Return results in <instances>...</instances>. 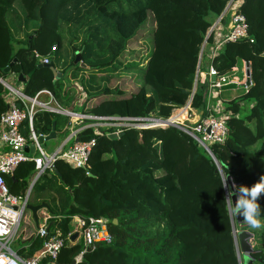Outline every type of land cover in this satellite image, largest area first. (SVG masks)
I'll return each mask as SVG.
<instances>
[{
	"label": "trees",
	"instance_id": "1",
	"mask_svg": "<svg viewBox=\"0 0 264 264\" xmlns=\"http://www.w3.org/2000/svg\"><path fill=\"white\" fill-rule=\"evenodd\" d=\"M228 1L0 0V78L13 75L26 97L48 90L59 106L74 112L81 108L90 116L167 119L190 98L201 45ZM240 12L248 37L224 44L212 62L219 74L241 61L251 69L247 91L220 109L227 115L223 143L209 145L208 153L174 127L124 130L116 139L88 128L74 139L95 141L88 168L58 160L57 174L34 183L30 202L49 205L48 238L58 235L64 243L56 264H71L83 250L80 239L70 241L74 218H102L112 237L109 244L87 250L76 264H264V192L257 200L262 226L256 231L236 221L226 197V189L251 187L264 176V0H242ZM150 17L152 49L142 85L128 97L104 99L84 110L74 99L70 80H77L86 100L113 93L121 97V91L108 88L107 79L97 75L119 68L127 44ZM69 47L74 54L81 52L84 68L74 64ZM44 58L47 66L41 63ZM5 93L0 85V118L8 108ZM205 94V86H198L190 107L204 113ZM18 107L23 108L19 102ZM53 122L55 132L65 138L66 116L36 112L32 128L47 136ZM28 132L25 119L20 133L27 137ZM34 175V164L22 163L5 176L9 193L22 196ZM237 230L253 234L250 263L235 242ZM44 240L33 235L26 246L16 247L17 253L34 256Z\"/></svg>",
	"mask_w": 264,
	"mask_h": 264
},
{
	"label": "built area",
	"instance_id": "2",
	"mask_svg": "<svg viewBox=\"0 0 264 264\" xmlns=\"http://www.w3.org/2000/svg\"><path fill=\"white\" fill-rule=\"evenodd\" d=\"M242 0H229L222 14L215 19L208 29L207 35L201 45L198 66L195 75V84L205 86L204 113L190 107V102L180 108L174 109L167 119H155L152 117H95L79 112L62 109L48 90L39 91L33 98L26 97L21 90L0 78V85L6 92L3 94L7 101V111L0 118V264H56L61 250L64 247L63 240L55 235L48 238V225L52 215L45 209L38 215V228L35 236L45 239L41 249L28 258H22L12 246L17 238L18 229L24 218L26 206L30 202L31 188L41 176L52 173L58 160L66 162L71 168H88L90 151L95 144L94 139L87 142H74L77 134L85 129L92 128L97 133L106 135H118L124 130H144L150 128L174 127L182 133L193 138L206 152L210 153L209 145L223 143L227 135L226 113L219 108H214L208 103L210 94H219L224 90L242 89L246 92L251 83L250 64L241 61V66H234L227 74H219L213 67V60L219 54L224 44L235 42L248 37L245 17L240 12ZM226 18H225V17ZM212 38L211 44L208 38ZM252 42V40H250ZM206 58L207 71L202 74L201 64ZM47 65L48 59L41 60ZM204 75V76H203ZM212 78L214 80L212 81ZM45 95L47 100L42 101ZM18 102L23 108L18 107ZM44 111L63 115L70 119L79 120L78 129L69 131L63 142L51 154L45 152L43 144L32 128V117L36 112ZM198 118H196V115ZM27 119L28 136L20 133V124ZM107 129V132L99 131ZM33 145V154L24 151L25 146ZM32 162L35 175L26 192L22 196L9 193L5 183V176H10L22 163ZM77 234L82 241L83 250L74 259L76 263L82 255L98 244H109L112 241L111 234L104 219L89 218L87 221L77 218Z\"/></svg>",
	"mask_w": 264,
	"mask_h": 264
},
{
	"label": "rangeland",
	"instance_id": "3",
	"mask_svg": "<svg viewBox=\"0 0 264 264\" xmlns=\"http://www.w3.org/2000/svg\"><path fill=\"white\" fill-rule=\"evenodd\" d=\"M152 28H153V22H152V18L150 17V19L146 21L144 26L137 33L136 37L127 44L125 51L119 58V68L116 71L111 72V73L105 72V73H99L97 75L98 80L107 79L104 82L106 83L107 81L106 85L108 88H111L113 90L117 89L121 91V93L123 94L121 97H118L117 94L113 93L111 95L102 96L96 100H86L87 99L86 95L83 93V91L81 92L82 88L80 87V85H78L77 80H70V84L73 87L74 99H77L78 101L77 103L78 104L80 103L83 106L84 110H87L90 107L94 106L95 104L94 102H99L104 99L128 97L129 95L136 92V90L142 85L144 67L146 65V61L152 49ZM78 42H75V47L80 45ZM79 53L80 52H76L74 54L72 51V48L69 47V56H72V55L76 56ZM205 59L206 58L204 57L203 64L204 62H206ZM78 64L82 68L85 67V64L82 63L81 61ZM130 64H133V67H130ZM85 76L87 77V75ZM198 86L200 85L195 84L194 82L193 89L195 88L196 90ZM193 89H192V92H193ZM231 91H226L225 93L223 92L222 97L223 98L226 97V99L222 98L224 104L228 102L229 100H231L233 97H236L243 92L242 89L231 90ZM188 102H190V98L188 99L187 103ZM243 108L247 109L248 105H244ZM76 112L82 113L81 108H78ZM198 115L200 114H197L196 118L193 119V121L198 118ZM79 124H80L79 120L69 118V131L71 130L74 131L75 129H78ZM99 131L107 132L108 130L103 128V129H100ZM62 141H63V137L58 133L56 139L47 141L43 144L45 147V152L48 154H51L55 149L59 147ZM48 174L49 172H47V175ZM236 188L238 187L233 186L232 190L235 191ZM232 190L229 191V193L232 192ZM229 193H228V190L226 189V197L228 200H229L228 198ZM31 197H32V192L30 193V200H31ZM229 210H230V213L232 214L233 211L230 207V201H229ZM240 225L247 226L248 223L243 222V223H240ZM253 229L256 231L258 228H253ZM72 230H73V225H72ZM243 231H246V230H243ZM34 232H36V227L34 225V222L31 218L30 213L26 210L24 214V218L21 221L19 229H18L17 238L12 247L16 249L17 246H22L23 240L28 239L31 235H33Z\"/></svg>",
	"mask_w": 264,
	"mask_h": 264
},
{
	"label": "water",
	"instance_id": "4",
	"mask_svg": "<svg viewBox=\"0 0 264 264\" xmlns=\"http://www.w3.org/2000/svg\"><path fill=\"white\" fill-rule=\"evenodd\" d=\"M80 61H81V52L75 56L74 64H77ZM13 62H15V60H13ZM9 68H10V66L8 68H6L4 71L5 72H8L9 71ZM18 80L20 82H22V83L25 81V79H23L22 74H20L18 76ZM213 80H214V78H212V81ZM247 85L250 86L251 83L248 82ZM121 135H122V133H120L119 136L111 135L110 138L111 139H116L117 137H120ZM55 138H56V134H55V123L53 122L52 123V127H51L50 134L47 135V136H45V137L39 136L38 137V141H39V143L44 144L45 142L50 141V140H54ZM33 150H34V146L33 145H29V146H25L24 147V151L26 153L33 154ZM53 173L54 174H57L56 168L53 169ZM232 188H233V186H232ZM231 200H232L233 204H235V202L237 200V196L236 195H232L231 196ZM227 202H228V205H229V200L228 199H227ZM42 209H45L51 215L53 214V212L51 211L49 205L46 202H41V203L36 204V205H33L31 203H28L27 206H26V210L30 213L31 218H32V220H33L34 225H35L36 228H38V215H37V213L40 210H42ZM235 219H236V221L238 223H242L243 222V218H242V216L239 213H235ZM116 223H117V221L116 220H113V224H116ZM50 226H51V224L48 225L47 229ZM233 236H234L235 242L236 241L238 242L239 250L242 253V258H243L244 262L245 263H250V254L252 252V245L250 243L251 240H252L251 234H249L246 231L241 230V231H239L237 233H235L233 231ZM76 237H77V233H74L70 237V240L73 241ZM237 256L239 258V251L238 250H237ZM71 264H76L75 260H73L71 262Z\"/></svg>",
	"mask_w": 264,
	"mask_h": 264
},
{
	"label": "clouds",
	"instance_id": "5",
	"mask_svg": "<svg viewBox=\"0 0 264 264\" xmlns=\"http://www.w3.org/2000/svg\"><path fill=\"white\" fill-rule=\"evenodd\" d=\"M225 181L226 179L223 181V184H225ZM262 192H264V176L253 186H240L235 189V192H230L228 196L230 199L232 195L237 196L232 210L234 213H239L252 228H260L262 226L258 218L260 215V207L257 202Z\"/></svg>",
	"mask_w": 264,
	"mask_h": 264
},
{
	"label": "crops",
	"instance_id": "6",
	"mask_svg": "<svg viewBox=\"0 0 264 264\" xmlns=\"http://www.w3.org/2000/svg\"><path fill=\"white\" fill-rule=\"evenodd\" d=\"M225 17V16H224ZM226 18V17H225ZM214 21V20H213ZM205 64V65H204ZM204 64L202 63L201 64V70H202V74H205L206 73V71H207V62H204ZM238 68H240V66H241V62L240 63H238L237 65H236ZM204 76V75H203ZM8 84H10L11 86H13L15 89H18V90H22V85L20 86V85H18V86H16V85H14V76L13 75H9V76H7V78L6 79H4ZM226 91H231V90H224V91H222L221 93H219V94H215V93H213V94H210L211 95V97L208 99V103H210L209 105L210 106H212V107H214L215 109L216 108H219V107H222L223 105L222 104H224L223 103V100H222V96H223V92L225 93ZM232 92V91H231ZM234 98V97H233ZM223 99H226V97L225 98H223ZM41 100L42 101H45V100H47V97L45 96V95H43V96H41ZM96 100V99H95ZM100 102V101H99ZM99 102H94L95 104H97V103H99ZM94 104V105H95ZM61 107V106H60ZM62 109H65V110H69V108L68 107H65V108H63V107H61ZM61 116H63V115H61ZM68 129H69V127H68ZM55 134H56V137H57V133L55 132ZM56 139V138H55ZM63 140H64V138H63ZM63 142V141H62ZM61 142V143H62ZM53 173V172H52ZM29 203H31V202H29ZM41 203V202H40ZM31 204H33V203H31ZM39 204V203H38ZM33 205H36V204H33ZM41 212V211H40ZM39 212V213H40ZM39 213H37V214H39ZM76 221H77V218H74L73 220H72V223H71V226L73 225V233H77V226H76ZM74 227H75V229H74ZM37 229V228H36ZM249 234H251V236H252V239H253V234L250 232V231H248V230H246ZM35 234V232L33 233V235ZM33 235H31L28 239H24L23 240V246H26L24 243H26V241H28V240H30V238L33 236ZM77 239H79V236H78V234H77V237L74 239V240H77ZM73 240V241H74ZM71 241V240H70ZM73 241H71V242H73ZM252 241V240H251ZM251 243V242H250ZM19 247V246H18ZM241 253V252H240Z\"/></svg>",
	"mask_w": 264,
	"mask_h": 264
}]
</instances>
